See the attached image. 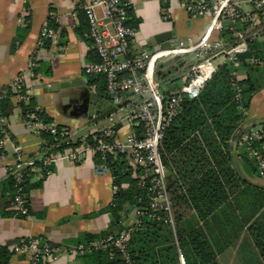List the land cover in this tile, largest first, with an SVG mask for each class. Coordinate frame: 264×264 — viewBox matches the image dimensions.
<instances>
[{
  "label": "built area",
  "instance_id": "1",
  "mask_svg": "<svg viewBox=\"0 0 264 264\" xmlns=\"http://www.w3.org/2000/svg\"><path fill=\"white\" fill-rule=\"evenodd\" d=\"M74 1L86 19L88 37L97 56L96 61L84 66L83 74L103 77L106 97L116 111L101 120L99 126L79 134L68 127H58L52 121L44 122L38 107H27L38 64L37 51L45 42H56L55 32L44 27L39 34L36 51L29 57L26 67L0 90V155L4 143L10 140L5 117L1 114V102L4 100L27 107L23 110L20 105L22 120L30 133L39 137L49 136V141L36 157L26 158L21 146L13 145L14 159L7 170L12 190L7 210L16 218H29L26 184L32 174L49 173L58 160L78 163L87 156L95 161L94 173L110 176V206H114V197L120 188L114 183L115 176L108 166V159L119 156L137 189L143 193L137 202L145 206L123 210V228L119 232L81 242L64 252L85 255L102 251L109 253L110 258H119L121 264H136L129 251V243L132 233L144 218L169 226L176 234L174 210L160 157L164 133L179 113L184 98L196 99L225 63L231 64V82L239 98V56L248 51L249 43L254 39L262 38L264 0H248L246 3L237 0H155L164 6L175 1L190 15L209 16V25L194 42L180 41L169 49L136 55L129 52L137 30L129 23L128 0ZM163 13L166 14L165 11ZM28 14L29 8L23 0L20 23H25ZM190 54L195 56V62L188 68L185 83L166 97L154 76L155 62ZM217 59H220L219 63ZM252 63L260 64L255 60ZM117 124L120 127L116 129ZM263 142L264 124L249 127L234 140L237 150L255 162L258 176L264 179V156L260 149ZM126 188V184L122 186V189ZM12 251L25 255L29 264H51L58 249L44 239L30 236Z\"/></svg>",
  "mask_w": 264,
  "mask_h": 264
},
{
  "label": "crops",
  "instance_id": "2",
  "mask_svg": "<svg viewBox=\"0 0 264 264\" xmlns=\"http://www.w3.org/2000/svg\"><path fill=\"white\" fill-rule=\"evenodd\" d=\"M22 1L0 0V90L26 67L36 51L41 30L47 27L55 32L56 42H47L37 51L31 102L53 123L76 133L84 134L99 126L101 121L97 116L89 118L86 110L91 95L106 96L105 88L99 91L104 79L83 74L84 66L97 56L78 3L74 0H24L29 14L25 23H20ZM128 1L129 23L137 30L129 48L131 55L159 50L154 39L170 32L172 46L180 41L194 42L209 25V16L190 15L175 1L165 6L155 0ZM237 1L246 3L248 0ZM184 58L175 56L155 62L154 76L158 83H165L164 95L185 83L191 63L188 65ZM217 61L219 63L220 59ZM255 65L260 66L257 80H264V64ZM238 71L239 80L246 79V71ZM178 80L182 83H177ZM10 103L12 111L4 116L10 140L4 143L0 155V248L9 254L7 264H29L25 255L15 254L12 249L30 236L44 239L58 249L51 264H91L89 256L69 255L64 250L75 247L86 236L97 239L107 232L122 230V220L115 226L108 212L112 202L110 176L94 173L95 161L90 156L78 163L58 160L49 173H33L26 184L30 217L12 216L7 210L12 191L7 170L14 159L13 145H20L26 158L36 157L49 138L30 133L22 120L23 107L13 101ZM255 124H264V85L252 95L238 134ZM235 138L229 142L230 164L239 179L234 196L241 206L237 214L247 212L248 216L246 205L253 195L264 192V179L258 176L253 162L235 148ZM262 151L264 153V142ZM234 196H230V201ZM183 214L189 222L196 217L190 208ZM235 216L238 219L236 213ZM246 227L232 244L216 254L218 264H260ZM172 233L176 239V234ZM218 242H222L221 236ZM179 258L184 264L180 254Z\"/></svg>",
  "mask_w": 264,
  "mask_h": 264
},
{
  "label": "trees",
  "instance_id": "3",
  "mask_svg": "<svg viewBox=\"0 0 264 264\" xmlns=\"http://www.w3.org/2000/svg\"><path fill=\"white\" fill-rule=\"evenodd\" d=\"M262 34V38L254 39L249 43L248 51L239 56V70L247 73L246 79L238 82L239 98L231 82V64L225 63L196 99L184 98L179 113L166 129L160 157L176 220V239L169 226L144 218L129 243L136 264H181L179 254L184 264H218L216 254L232 244L246 225L260 264H264V192L253 195L246 205L248 216L247 212L237 214L241 206H238L234 192L238 189L239 179L230 164L229 152V142L238 134L252 95L264 85V80L256 78L260 66L251 63L255 60L264 64V22ZM224 36L228 37L226 33ZM103 88L104 83L99 91ZM31 101L29 108L35 106ZM11 104L9 100L2 102L3 116L10 114ZM22 107L23 110L27 108ZM39 115L44 122L51 121L43 112ZM108 166L114 172V183L120 188L114 197V206L108 208L117 226L123 210L130 211L145 204L137 202L143 193L137 189L122 158L108 159ZM125 184L127 188L122 189ZM230 196H234L233 201ZM188 208L196 213L193 222L184 219L183 212ZM110 233L117 232H107L100 237ZM220 236L222 242H218ZM93 239L96 238L86 236L82 242ZM85 255L92 259L91 264H121L119 258H109L107 252ZM8 257L7 251L0 248V264H7Z\"/></svg>",
  "mask_w": 264,
  "mask_h": 264
},
{
  "label": "water",
  "instance_id": "4",
  "mask_svg": "<svg viewBox=\"0 0 264 264\" xmlns=\"http://www.w3.org/2000/svg\"><path fill=\"white\" fill-rule=\"evenodd\" d=\"M171 32L164 35L158 36L154 39L155 44L159 46L160 49H169L171 46ZM159 74L158 72L156 73ZM53 89V88H52ZM165 96H168V93H165ZM89 106L86 110V114L89 118L93 115H96L98 120H104L112 113L116 111V107L108 100L104 95H91L89 97ZM120 127V124H117L116 129Z\"/></svg>",
  "mask_w": 264,
  "mask_h": 264
},
{
  "label": "rangeland",
  "instance_id": "5",
  "mask_svg": "<svg viewBox=\"0 0 264 264\" xmlns=\"http://www.w3.org/2000/svg\"><path fill=\"white\" fill-rule=\"evenodd\" d=\"M185 58V60H186V63L189 65L190 63H194L195 62V56L193 55V54H190V55H188V56H184ZM181 79V78H180ZM177 83H182V80H178L177 81ZM164 84L165 83H159V86H160V90L162 91V87L164 86ZM236 148V147H235ZM237 149V148H236ZM260 149H261V151H262V146H260ZM239 151V150H238ZM262 153H263V151H262ZM243 155H244V153H243ZM245 156V155H244ZM263 156H264V153H263ZM246 158V157H245ZM247 159V158H246ZM249 160V159H248ZM251 161V160H250ZM252 162H253V165L255 166V162L252 160Z\"/></svg>",
  "mask_w": 264,
  "mask_h": 264
}]
</instances>
